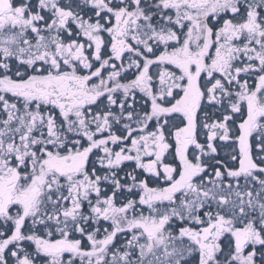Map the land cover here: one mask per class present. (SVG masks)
<instances>
[{"label":"snow or ice","instance_id":"1","mask_svg":"<svg viewBox=\"0 0 264 264\" xmlns=\"http://www.w3.org/2000/svg\"><path fill=\"white\" fill-rule=\"evenodd\" d=\"M0 264H264V0H0Z\"/></svg>","mask_w":264,"mask_h":264},{"label":"flooded vegetation","instance_id":"2","mask_svg":"<svg viewBox=\"0 0 264 264\" xmlns=\"http://www.w3.org/2000/svg\"><path fill=\"white\" fill-rule=\"evenodd\" d=\"M218 144L220 143L219 141L217 142ZM230 145L229 146H225V147H222L220 149V152H221V155H224L225 152L229 151L230 150ZM129 166L131 167V165L129 164Z\"/></svg>","mask_w":264,"mask_h":264},{"label":"trees","instance_id":"3","mask_svg":"<svg viewBox=\"0 0 264 264\" xmlns=\"http://www.w3.org/2000/svg\"><path fill=\"white\" fill-rule=\"evenodd\" d=\"M128 167H130V166L128 165Z\"/></svg>","mask_w":264,"mask_h":264}]
</instances>
